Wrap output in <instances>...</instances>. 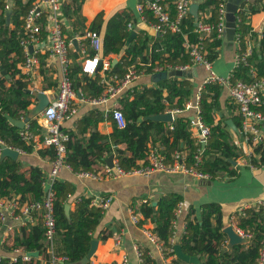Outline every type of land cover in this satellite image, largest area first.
<instances>
[{"label": "trees", "instance_id": "obj_1", "mask_svg": "<svg viewBox=\"0 0 264 264\" xmlns=\"http://www.w3.org/2000/svg\"><path fill=\"white\" fill-rule=\"evenodd\" d=\"M82 0H75L78 4ZM32 0L25 4L17 3L13 7L11 23H7L6 2L0 0V139L7 145L14 146L32 152L35 141L26 140L22 132L28 131L33 136L41 134L42 128L36 118L31 119L25 128L18 127L15 122L29 113L32 103V95L21 86V80L17 75L21 73L17 63L25 58L21 40L24 38V17L32 6ZM171 13L176 15L174 0H159ZM221 0H203L199 7V15L210 14L205 18L208 22L216 23L219 20V7ZM264 10V0H244L237 16L236 34L239 36L241 47L245 48V37L251 33L252 25L248 22L250 14ZM144 17L148 22H156L153 11L146 9ZM135 16L127 7L115 11L108 21L104 12H100L91 24V30L102 32V56L116 54L120 56L117 63H112L111 68L105 71L106 77L118 74L123 76L128 67L136 64L140 69L147 66L148 72H155L159 66L166 64L185 65L192 64L190 52L185 47L186 39L191 43L201 41L208 51V60L213 62L219 51L218 47L223 40L216 33L210 37H201L195 31V18L192 14L187 16L182 24L180 32L168 31L156 36L140 32L131 43L125 47L130 34L128 25ZM204 19V20H205ZM87 51L93 56L95 50L87 42ZM16 53L15 56H12ZM74 59L80 55V51L73 54ZM260 61V75H264V57L253 53L250 61ZM145 64V65H144ZM249 66L241 64L234 68L233 79L244 78L250 80ZM101 71L92 76L83 71L82 63L70 64V74L74 88L83 97H99L105 84L102 82ZM133 94L128 90L121 97L122 110L127 119V125L120 128L115 120L109 119L114 124L113 132L103 134L98 130V123L105 117L99 109H92L75 121L74 128H66L70 139L66 142V162L74 171L93 170L97 160H104L107 153L117 152L119 164L125 169L140 167V160L147 158L150 140L156 144L160 142L165 147L167 162L173 160V153L179 149L182 141L188 144L189 153L186 156L187 164L198 162V170L216 178L221 171L229 170L233 162L243 153L227 128L225 119H217L216 111L220 108V96L223 87L217 83H206L201 90V116L210 127L207 142L198 143L193 136L190 127L192 117L176 113L175 120L170 124L161 120L143 119L145 116L162 114L168 108L184 110L185 103L193 96L194 83L189 78L172 76L161 78L156 86H134ZM167 93V94H165ZM235 124L241 129V119L233 117ZM173 125V128L170 127ZM125 144L123 148L120 145ZM1 148V146H0ZM198 148L203 149L200 161L195 155ZM256 152L264 161V147L258 146ZM42 156L54 159L56 151L54 146L41 148ZM147 161V160H146ZM147 164V163H146ZM45 173L39 166H31L24 170L20 160L11 156L0 158V195L8 199H17L20 205L42 199L45 193ZM55 191V233L53 240L46 236V227L43 212L33 211L32 215L38 217L36 224L26 221L18 231L11 234L8 249L19 248L24 252L39 251L43 256L24 260L21 255L16 260L4 257L0 264H49L51 253L49 247L58 256H64L67 260L61 264H89L81 263L88 254L93 239V231L101 223L104 211L92 204L93 197L81 195L70 214L66 213V205L69 203V195L74 194L76 187L68 180L56 179ZM183 200L181 194L168 192L161 196L156 205L144 204L141 207L145 219L150 218L156 223L154 234L162 245L166 256L173 255L169 249L172 247L171 239L175 232L173 220L178 204ZM196 209H191L186 215V229L180 236L178 243L183 251L190 256H198V264H257L260 256V244L264 240V217L260 211L254 208L246 210V215L240 218L239 226L254 232V237L249 243H237L231 248H225L227 233L223 231L224 223L222 207L217 203H205L201 206L200 219L196 216ZM25 220L27 218L25 217ZM140 221V223H142ZM110 234L101 235L106 239ZM145 264H156L150 254L143 252ZM172 264H196L176 258Z\"/></svg>", "mask_w": 264, "mask_h": 264}, {"label": "crops", "instance_id": "obj_2", "mask_svg": "<svg viewBox=\"0 0 264 264\" xmlns=\"http://www.w3.org/2000/svg\"><path fill=\"white\" fill-rule=\"evenodd\" d=\"M28 1L30 0H5L6 4H10V8H6L7 23H11L13 7L15 4H25ZM34 1L35 0H32V5ZM202 1L203 0H193L192 4L194 13L197 12V15L200 18L205 19L208 18L210 14L207 13L205 15H199V7ZM137 4L138 0H82L79 3L78 8V4L75 3V0H64L61 11L59 12L61 25L67 38H71L73 42L74 40L77 41V45L74 43L69 52L71 64L73 65L75 62L81 64L86 54L89 55L87 51L88 39L85 38V33L88 30H91L92 21L100 12H104L106 22L115 11L125 7H127L129 11L134 14L135 19L130 22L132 23V28L129 29V31L130 34L132 31L135 32V34L132 35L131 39H129V34L125 43V47H127L133 38H135L140 32H146L148 34L159 36V34L155 32L152 27L154 22H148L147 19L139 13ZM9 9H11L12 12L8 16L7 11ZM191 14L194 16L193 13ZM248 22L252 25L253 31L246 35V46L244 49L241 47V42L237 34L234 41H227L225 39V34L220 38L223 40V44L218 47L219 53L212 62V70L217 75L226 77L231 74L234 68L237 67L236 56L242 52H246L249 49L252 51L249 61L253 56V53H257L260 57H264V10L258 11L252 15L250 14ZM40 23L42 25V31L38 36V40L33 44V52L39 58L37 71L32 75H28L23 68V63L25 60L24 58L23 61L17 63V67L21 71V73L17 75V79L21 80V86L26 88V90L43 91L51 99L55 98L57 95L58 85L62 78V67L58 58L51 52L50 36L51 27L53 25L52 21H49V19L44 16ZM100 34L101 37H103L102 32H100ZM76 51H80V55L77 57V59H74L72 54ZM15 55L16 53L12 54V56ZM100 55L102 56V49L100 51ZM102 58H109L112 64L117 63L120 59V56L111 54L102 56ZM259 63L260 61L258 59H253V61H250V65H247L249 66L248 73L250 80H245L244 78L239 79L245 80L247 82L251 81V66L254 67L259 74ZM169 65L175 66V64L159 66L155 72H148L146 68L147 66H144V68L140 69L136 65L141 71L143 70L144 73L141 74L140 77L133 83V87L156 86L160 80L156 77V75L162 71L168 72L167 77L178 76L180 78H189L194 83L195 89L193 96L186 101V106L187 102L194 100L195 95L199 92L200 88L202 90V88L205 86V82L210 74V70H208L202 64H192L186 71L172 69L169 67ZM160 67L163 68L162 71H159ZM100 71L102 82L105 84V89L102 93L104 94L108 86L107 82L112 79L113 75L107 78L105 74L106 70ZM118 76L121 78L123 77L120 75ZM110 82L116 84L114 81ZM217 84L221 85L220 83ZM221 86L223 87V91L220 96V108L216 111V118L225 119L227 128L233 138V141L242 148L243 153L237 158L236 161H234L235 163L233 162V165L229 170L221 171L216 178H202L195 174L184 171H155L150 175L129 174L118 178H88L80 177L77 174V172L80 171H74L72 166V169L64 166L60 170L58 179L73 182L76 187L74 194L69 195L70 200L65 208L67 215H69L71 210L75 207L77 199L81 195L91 196L93 198L102 195L113 196L111 205L107 210L104 211L105 213L103 220L95 227L93 231L92 241L97 240V245L92 257L89 258V264H141L137 254V248H139L142 252L145 251L147 254H150L152 259L155 260L156 264H171L174 259L178 258L176 254L166 256L164 254L163 248L161 247L162 245L160 244L159 246L154 241H152L147 233L143 230V228H146L153 232L156 223L150 218L145 219L143 213L141 212V207L144 204L156 205L158 199L168 192H176L181 194L183 197V200L181 201L182 210L176 218L177 238H180V236L185 232V218L191 209H196L195 214L197 218L200 219L201 206L203 204H220L222 207L224 228H226L231 225L232 217L236 216L237 223L240 222V218L242 216H237V214H239V211L242 208L245 206H251L255 202L264 199V161H261L260 154L256 152V148L258 146H254L249 139H246L244 134H242L241 129L235 124L233 117L240 118V115L236 110V104H234L232 101L229 95V90L225 86ZM126 90L127 89H125V91ZM125 91L113 96L108 102L104 104L96 105L89 103L87 100L88 97L85 98L80 92L76 91V106L78 108V112L71 119L64 122L63 128H74L76 120L89 113L92 109H99L103 112L105 118L98 123V130L103 134H110L113 132L114 124L109 119V117H111L109 108L115 104H119L122 108L121 97ZM128 93L133 94V92H130L129 90ZM36 104L37 99L32 95V103L29 106V111L34 108ZM170 110H172V108H168L165 113L170 112ZM107 113H109V115ZM180 113L192 117L190 130L193 136L196 138L197 144L200 143V131L193 124L195 110H186V108H184V110L180 111ZM25 117L21 118L20 120H23ZM35 118L38 120V123L42 128L41 134L36 135L39 140L38 142L35 141L34 150L32 152H26L24 150L23 152H20L18 158L15 159L21 161L24 170H29L31 166H39L44 171L45 177L48 178L53 159L49 156H42L39 153L41 148L46 147L42 144L46 129L44 115L41 113ZM230 120H232V122L237 126L239 131H236L228 123ZM173 121L166 122L171 124ZM171 126L172 125H170V127ZM120 146L123 148L126 147L125 144H121ZM152 149H158L159 154L163 157V160L167 165L174 164L175 153L178 151L182 154L183 161L188 167H194L198 170V162H195V164L192 165L187 164L186 156L190 149L188 144L184 141L180 143L179 149L174 151L173 160L171 162H167L165 147L160 142L154 144L150 140L147 158L140 160V167L146 163L149 164L150 160L148 159V155ZM2 152L0 151V158L5 157L2 156ZM111 155L116 157L117 152L114 150L111 153H107L104 160H97V162L94 163L93 170L90 171H102L105 164H108L107 159ZM202 156L203 149L198 148V153L195 155L196 160L200 161ZM6 199L7 201L10 200L8 198ZM5 212L7 216L6 220L4 223L0 224V260L4 257H9L11 260H13L14 257L22 255V249H20V252H16L15 250L17 248H13L11 250L7 248L8 245H12V241L9 242L11 234L17 230L19 231L26 221L36 224L39 221V218L32 215L31 217H27V220L21 219L19 221L13 217L11 212L7 211L6 209ZM133 213L138 215V223L133 222ZM142 220L143 222L140 223ZM103 234L110 235L106 239H102L101 235ZM118 240L120 241L119 244L117 243ZM233 245V236L227 234L225 248L229 249ZM33 257L43 259V256L40 254V252L38 256Z\"/></svg>", "mask_w": 264, "mask_h": 264}, {"label": "built area", "instance_id": "obj_3", "mask_svg": "<svg viewBox=\"0 0 264 264\" xmlns=\"http://www.w3.org/2000/svg\"><path fill=\"white\" fill-rule=\"evenodd\" d=\"M64 0H35L33 5L28 10L24 18V38L21 40V45L25 52V60L23 63V68L28 75L36 73L39 58L38 56L30 50V46H34L35 41L38 40V36L42 31V25L40 23L41 19L46 16L49 21H52L51 27V52L55 55L61 63L62 67V78L58 85L57 95L55 98H49V105L43 111L45 120V134L42 144L46 147L54 146L56 151V156L52 161L51 171L45 181V193L40 200H36L31 203H24L20 205L17 199H10L7 201L5 197L0 195V224L4 223L6 220L5 209L13 215L16 220L25 219V217H31L33 211L43 212L44 224L46 227V236L49 240H53L55 233V191L54 182L58 179L60 170L66 166L71 168V165L66 162V142L70 139V134L65 131L63 124L65 121L71 119L78 112L76 106L77 92L74 88V83L72 76L70 74V64L71 58L69 56L70 49L73 47V40L67 38L61 25V20L59 18V12ZM193 0H174V5L176 8V15L171 16L170 11L159 2V0H138L137 9L140 14L144 16V11L150 9L156 18V22L152 24L153 29L159 35H163L168 31L180 32L181 24L183 20L191 14V5ZM227 3L228 0H221L219 7V20L216 23L205 21L204 19L198 17L195 19V31L201 37H210L213 33H216L218 38L224 36L227 28ZM6 8H10V4H6ZM132 28V23H129L128 29ZM85 38L89 40L90 46L95 53L93 56L86 54L85 58L82 60L83 71L89 75H96L99 70H107L110 68L111 62L109 58H102L100 51L102 49V37L98 31L88 30L85 33ZM186 49L190 52L192 58V64H202L208 70L210 74L206 79L205 83H220L229 90V95L236 104V110L241 118L242 128L241 132L244 134L246 139H249L254 146L264 147V75H259L257 70L251 66L250 73L252 80L247 82L242 79H233L232 73L226 77L217 75L212 70V62L208 60V51L205 48L204 43L198 41L196 43H191L186 39L185 42ZM252 51L249 49L246 52H242L236 56V66L241 64L250 65L249 57ZM192 64L185 65H175L171 67L175 70H187ZM163 68H159L162 71ZM136 65L132 64L129 66L127 73L121 78L118 75H113L110 81H114L116 84L107 82L108 86L106 92L99 97H88L89 103L104 104L108 102L113 96L125 91V89L133 92V83L143 74ZM29 77V76H28ZM201 88L198 93H196L194 100L187 102L185 108L186 110L194 109L195 117L193 124L200 131L199 142L206 143L208 136L210 134V127L203 121L201 116L200 98H201ZM174 117L177 112L182 110L172 109L170 110ZM110 116L115 120L120 128L127 125V119L124 111L121 109L119 104L113 105L109 108ZM109 115V113H107ZM173 128V125L171 126ZM24 138L30 141L31 138L38 142V137L33 136L28 131L22 132ZM39 144V143H38ZM2 145L17 150L19 153L24 150L20 148H15L8 146L3 140L0 139V151L2 152ZM150 160L149 164H145L138 168H133L126 170L119 164V159L117 157L113 158V166L105 164L104 168L100 172L92 171H80L77 174L80 177L88 178H118L129 174H141L150 175L155 171H167V172H177L184 171L187 173L195 174L202 178H209L210 175L200 172L194 167H188L184 161L183 156L180 152L175 153V162L172 165H167L163 157L159 154L158 149H152L148 155ZM113 201L112 195H102L96 196L92 204L96 207L101 208L103 211L107 210ZM249 208H254L256 211H260L264 217V199L255 202L251 206H245L239 211L237 216H245L246 210ZM182 210V203L180 202L176 211L175 219L173 220V225L176 229L177 217ZM133 222L138 223L139 217L136 213L132 214ZM235 232L242 238L247 239L248 243L254 237V232L251 228L245 229L239 226L236 221V216L231 218V226ZM152 241L160 246L157 241L154 232L143 228ZM177 232L175 230L174 235L171 239L172 247L169 249L175 255L174 245L178 243L179 238H177ZM119 244L120 241L118 240ZM162 247V246H161ZM16 252H20V249H16ZM29 252V251H28ZM28 252L22 250V258L24 260H31L34 258ZM49 252L51 253L49 264H61L64 263L67 258L64 256H58L54 253L53 248L49 247ZM137 254L141 264H145L143 252L137 248ZM14 257L13 260H16ZM43 261V259H42ZM172 264V263H171ZM257 264H264V240L260 244V256Z\"/></svg>", "mask_w": 264, "mask_h": 264}, {"label": "water", "instance_id": "obj_4", "mask_svg": "<svg viewBox=\"0 0 264 264\" xmlns=\"http://www.w3.org/2000/svg\"><path fill=\"white\" fill-rule=\"evenodd\" d=\"M243 1L244 0H228V3H227V11H228L227 12V28H226V32H225V39L227 41H234L235 40L236 29H237L236 13L238 12L239 7ZM11 12H12L11 9H9L7 11L8 16L11 14ZM191 13L194 14L195 19H198L199 16L197 15V12L194 13L193 4L191 5ZM134 34H135V32L132 31L130 36H129V39H131L132 35H134ZM74 43H75V45H77L76 40H74ZM30 50L33 51L32 45L30 46ZM167 75H168L167 71H162V72L157 73L156 77L159 79L167 78ZM27 91L30 92L37 99V104L34 108H32L29 111L28 115L23 120H18L15 122V124L20 128H25L26 124L32 118H35L36 116L43 113V111L49 105V102H50L48 95L43 91H36V90L33 91V90H28V89H27ZM79 95H80V93H79ZM143 119L161 120V121H169L170 122V121H173L175 119V117H174V114L170 111V112L163 113V114H155V115L145 116V117H143ZM228 123L236 131H239L237 126L232 122V120H230ZM2 148H3L2 156H12L14 158H18L19 152L17 150L11 149V148L7 147L6 145H2ZM113 158H114V155H111L107 159V162L110 166H113ZM223 231L227 234H230V236H233L234 244L247 242V239L242 238L240 235H238L235 232V230L233 229V226H231V225L224 228ZM96 245H97V240H93L91 249L89 250L88 254L81 260V263H87L89 261V258L92 257V255L95 251ZM174 248H175L176 256L178 258H180L181 260L196 263V264H198L200 262L198 256H190V255L186 254L183 251L181 244L176 243L174 245ZM28 253L32 256H38L39 255V251H29ZM84 261H86V262H84Z\"/></svg>", "mask_w": 264, "mask_h": 264}]
</instances>
